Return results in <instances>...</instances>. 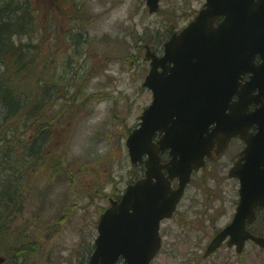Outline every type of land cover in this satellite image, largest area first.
I'll list each match as a JSON object with an SVG mask.
<instances>
[{
    "label": "rangeland",
    "instance_id": "1",
    "mask_svg": "<svg viewBox=\"0 0 264 264\" xmlns=\"http://www.w3.org/2000/svg\"><path fill=\"white\" fill-rule=\"evenodd\" d=\"M46 1L45 6L57 4V13L38 22L42 29L37 33L13 40L16 45L37 44L30 53L34 64L43 61L39 76L64 86L58 92L63 97L56 121L60 147L53 154L59 163L53 176L50 161L20 176L24 188L17 192L15 209L0 216L5 231L0 251L14 246L19 251L25 244L29 250L6 264H85L109 197H119L143 172L140 165H131L125 139L151 101V92L142 86L149 68L144 45L161 54L168 31L179 30L203 4L162 0L158 11L149 13L145 0ZM2 72L0 61V79L8 78ZM5 111L0 108V139ZM7 133L12 141L0 143V190L9 187L14 173L6 167L4 146L13 147L10 165L24 153L20 136ZM241 148L233 140L221 157L193 174L172 217L161 222L162 247L151 264H264V248L251 241L241 253L223 248L202 258L205 245L235 210L239 184L227 172ZM252 228L264 235L262 212Z\"/></svg>",
    "mask_w": 264,
    "mask_h": 264
},
{
    "label": "water",
    "instance_id": "2",
    "mask_svg": "<svg viewBox=\"0 0 264 264\" xmlns=\"http://www.w3.org/2000/svg\"><path fill=\"white\" fill-rule=\"evenodd\" d=\"M158 1L146 0L150 12L158 8ZM250 1L207 0L195 20L164 43L163 56L146 52L152 62L143 85L152 90L153 101L143 111L140 128L130 132L126 140L133 164L142 162V155L147 153L145 174L127 186L120 201H111L100 214L99 234L87 264H114L120 255L125 264H149L160 248V221L172 215L192 169H197L203 156L210 153L213 138L222 147L234 134L247 142L242 158L251 170L239 171L241 199L236 217L213 237L205 254L218 247L228 233V244L235 243L238 251L247 238L264 246V237L247 232L243 221L245 217L253 218L256 205L264 206V104L247 115L248 123L257 124L255 135L234 126L219 136L217 126L203 136L210 123H222L230 117L225 114L232 93L230 85L237 77L235 72L241 70L238 66H218V61L232 62L241 33L252 37L264 30V0L259 1V6ZM221 14L224 19L215 26ZM157 67H162V72ZM247 103L248 100L240 106ZM155 131L163 134L153 143ZM169 147L170 159L162 163L158 153ZM236 168L238 164L232 173ZM174 177L179 183L172 188L170 180Z\"/></svg>",
    "mask_w": 264,
    "mask_h": 264
},
{
    "label": "trees",
    "instance_id": "3",
    "mask_svg": "<svg viewBox=\"0 0 264 264\" xmlns=\"http://www.w3.org/2000/svg\"><path fill=\"white\" fill-rule=\"evenodd\" d=\"M0 1V61L3 64L2 73L8 77L0 79V108L6 110L5 130L0 143L7 138V131L15 132V135L20 136L19 143L24 144L23 150L27 152H21L14 156L13 164L10 165L13 147L4 146V160L13 168H8V165L6 167L14 173L9 176L11 179L7 181V184L10 183L9 187L0 191L1 216L5 210H9L13 206L17 200V192H21L24 188L23 183L20 182L22 173L28 170L33 171L34 166H40L41 160L45 159L46 161L48 157L51 158L50 174L53 176L59 161H54L52 156V148L55 147L56 141L52 144L51 150L49 149L51 140H56L54 125L58 113L55 107L56 97H53V93H56L57 90L54 86L55 81L39 76L43 61L38 59L34 64L35 56L30 53V48H38L37 44L21 43L16 45L13 40L17 35L37 33L42 29L36 24L38 22L45 23L47 15H55L57 13L56 4L51 3L49 6H45L48 1L40 3L39 0ZM51 30L52 28H49V31ZM32 66L34 69L27 72ZM35 73L36 78L29 79ZM22 78L24 79L22 80ZM7 140L12 141L11 138H7ZM6 144L11 143L7 142ZM57 147H60V144ZM22 165H24L23 168H21ZM2 234L3 228L0 219V236ZM18 247L4 249L0 251V255L6 258V262L12 261L15 255L21 254L25 250L23 246L22 250L17 251Z\"/></svg>",
    "mask_w": 264,
    "mask_h": 264
},
{
    "label": "flooded vegetation",
    "instance_id": "4",
    "mask_svg": "<svg viewBox=\"0 0 264 264\" xmlns=\"http://www.w3.org/2000/svg\"><path fill=\"white\" fill-rule=\"evenodd\" d=\"M255 91H256V90H255ZM258 211H259V209L257 210V212H258ZM261 212H262V214H264V209H262ZM231 219H232V217H231ZM230 221H231V220H230ZM230 221H229V222H230ZM229 222H227L225 225H227ZM225 225H224V226H225ZM224 226H223V227H224ZM221 228H222V227H221ZM219 229H220V228H219ZM221 247H223V248H225V249H227V250H230V249L233 248V247H231V246L227 247V245H226V241L223 242V244H222ZM221 247H220V248H221ZM220 248H219V249H220ZM219 249H218V250H219Z\"/></svg>",
    "mask_w": 264,
    "mask_h": 264
}]
</instances>
